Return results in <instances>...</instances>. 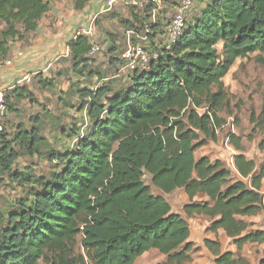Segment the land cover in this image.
Here are the masks:
<instances>
[{
  "label": "trees",
  "instance_id": "1",
  "mask_svg": "<svg viewBox=\"0 0 264 264\" xmlns=\"http://www.w3.org/2000/svg\"><path fill=\"white\" fill-rule=\"evenodd\" d=\"M89 1L72 0L73 8L82 11ZM52 3L0 0V56L6 57L11 41L37 31ZM125 5L102 16L119 15L125 31H133L132 42H143L155 57L144 68L122 72L114 36H104L111 41L107 65L114 69L105 82L107 73L88 56L95 44L91 36L80 33L68 41L69 67L79 79L68 94H76L75 110L86 121L83 130L61 128L73 147L49 149L39 113L27 117L31 126H25L20 104L37 100L30 84L3 92L16 124L8 128L11 119H4L0 181H11L23 194L0 210V264H134L151 249L165 256L156 264H190L199 250L188 240V219L195 216L208 217L206 230L222 229L236 246L235 252H220L217 240L205 239L214 264H252L242 249L264 244V232L244 218L264 211V163L247 158L234 136L239 178L219 159L196 158L195 152L217 139V112L226 102L222 79L231 66L251 54L264 58V0H193L172 44L166 41L165 17L158 13L153 19L150 7ZM94 78L99 83L79 87L80 80ZM30 81L38 89L54 85L38 73ZM258 148L264 152V139ZM24 155L44 156L53 169L46 175L19 170L15 162ZM176 189L188 198L183 215L163 195ZM199 194L206 199H196ZM257 264H264V256Z\"/></svg>",
  "mask_w": 264,
  "mask_h": 264
},
{
  "label": "rangeland",
  "instance_id": "2",
  "mask_svg": "<svg viewBox=\"0 0 264 264\" xmlns=\"http://www.w3.org/2000/svg\"><path fill=\"white\" fill-rule=\"evenodd\" d=\"M202 1L203 0H195V3L198 4ZM173 2V0H170L168 5L163 2L159 18L165 17L167 21L169 20V17L173 14V8L170 7L174 6ZM120 5H125V2L122 0H115L112 9L120 7ZM135 11H138V9L136 8ZM80 13L81 12L73 8V2L71 0H53L51 10L43 17V22L46 27L49 26L47 25L49 21H51V24L54 22V24H52L54 28V26L57 25L55 20L56 16L61 18L58 22L60 26L64 20L66 22L69 20L77 21ZM117 16V18L113 19H108V16H96L91 32L92 40L100 47V50L95 54V68L107 73L105 82L110 79L109 77L114 69L107 65L109 56L106 51L111 41L107 43L104 36H109V34L113 35L114 43L121 52L126 46L125 27L120 24L119 15ZM92 17L93 16H91V18ZM63 28L64 26L60 27V29ZM40 32L45 33V28H42ZM37 37V33L33 34V32H31L25 36V39L15 40L13 43L11 41L9 44L12 49L10 58L23 57V50L25 48L27 49L29 46L39 44L37 42ZM66 43L67 41L42 43L43 47L49 49L48 51L53 55L47 58V60L51 62V66L43 72L42 69H44L49 62H45L47 56H41L35 59L36 62L34 65L31 64V68L28 66L22 74H29L31 78L34 74L38 73V75L50 79L54 83L53 86H48L49 88L47 89L39 90L36 87V82H24L21 80V82L30 84L31 89L36 93L37 97L34 103H22L21 110L23 122L26 127H29L30 124L27 122V117L32 118L39 113L42 119V124L39 125L40 134L45 141H47L49 149L54 150H62L64 147H73V142L61 135V128L66 129L72 126L76 129L80 128L83 130L86 123L83 114L75 110L77 103L76 94H68L69 87L79 79L76 75H73L69 67L68 54L61 56L65 54L64 49ZM140 43L145 45L143 42ZM220 49L221 46L219 45L218 50ZM13 54H15V56H13ZM31 70H34L33 74L30 73ZM80 81L82 82L79 87L84 85L91 86L99 83L95 78L92 82L83 79ZM222 81L226 102L217 112V117L220 119L221 124L220 127L216 129L217 139L216 141H209L206 145L197 149L195 157L198 158L205 155L211 160L219 159L231 170L234 178H239L233 166V157L237 153V149L236 145L230 140L231 136H234L235 141L242 148L247 158L253 159L257 165L264 163V152L258 148L259 142L264 139V58H260V56L256 54H251L247 58L237 59ZM213 91H215V88H213ZM40 101L42 103L41 105L39 104ZM41 108H43V110ZM198 110L199 112H203L204 108ZM14 120L15 119H12L8 122V128L11 126L13 128L15 126L16 123ZM20 120V118H17L16 122ZM32 124L35 125L36 123ZM46 149L47 147L42 146L39 148V151L45 152ZM15 163V167L19 170L29 169L35 175H46L53 169V164L44 156L40 155H24L18 157ZM144 182H149L147 175L144 176ZM152 191L157 192L154 188H152ZM262 191L264 192V188ZM22 194L23 192L18 185L12 184L11 181L9 182L5 178L1 179L0 210L8 209V202L20 197ZM164 197L169 202L172 211L183 215L182 206L187 202V197L182 189H176L169 194H164ZM199 198L200 196H197V199ZM247 218L253 221L256 228L262 229L264 232V211ZM196 219L197 222H194V225L196 226L195 229H198V232L193 233V238L195 245L200 246V249L194 253L191 264H199V258L202 255L203 249L200 245L203 236L201 229H205L209 221L202 216ZM190 225L192 229L193 223L190 222ZM244 254L252 264H257L259 259L264 256V244H247L244 248ZM141 258L143 261L145 260L147 262L146 264H156L160 262L163 257L157 251L150 250ZM209 262L211 263V261Z\"/></svg>",
  "mask_w": 264,
  "mask_h": 264
},
{
  "label": "crops",
  "instance_id": "3",
  "mask_svg": "<svg viewBox=\"0 0 264 264\" xmlns=\"http://www.w3.org/2000/svg\"><path fill=\"white\" fill-rule=\"evenodd\" d=\"M106 1L107 0H90L84 9L82 11H79L81 13H80L79 19H77V21L69 20L68 22H66L64 20V21H62L63 22L62 25L59 26L60 23L58 24V22L61 20V18L56 16L55 20H56L57 25H55L54 28L52 26V24H54V22L51 24V21H49L47 23V25H49V26L46 27L44 22H43V18H42L39 22V27H38L37 31H35L33 33V34H35V33L38 34L37 42L39 44H36L34 46H29V47H27V49L25 48L26 50L25 49L23 50L24 51L23 57L20 56L19 58L11 59L10 58V52L12 49L9 46V51H8L5 58L11 60V65L10 66H3L0 68V92L3 93L5 91V89L12 88L15 84L21 82L22 77L24 76V75H22L23 71H25L28 68V66H30L31 64L34 65V63L36 62L35 59H38L41 56H47L45 59V62H49V63L47 64V66H45L44 69H42L43 72L46 71L51 66V62L49 60H47V58L52 57L53 55L51 52L48 51L49 49H45L43 47L42 43H45V42H55L56 43V42H61V41H67V43H68V41H70L72 38H74V36L76 35V33L78 32L79 29L87 27L89 25L90 18H91V16H93V14L100 13L102 8L105 6ZM122 1L125 2V4H127V2H128L127 0H122ZM121 7H123V5H120V7H117L114 9L119 10ZM176 7L177 6L172 7L173 13H174ZM110 10H112V8ZM108 12H105V13H108ZM105 13H100L99 15H104ZM61 26H64V28L60 29ZM42 28H45V33L40 32V31H42ZM12 43H13V41H12ZM67 43H66L65 49H64L65 54H62L61 56L68 54ZM13 56H15V54H13ZM30 68H31V66H30ZM30 73L33 74L34 70H31ZM21 83H24V82H21ZM36 87L39 88L37 85H36ZM30 89H31V87H30ZM39 90H42V89H39ZM23 102H28V101H22L20 104V107L22 106ZM12 117H13L12 114H11V116L9 114V116L6 119L12 120ZM263 188H264V180L262 181V190H263ZM185 196H186V194H185ZM198 196H200L199 199H206V197L202 194H199ZM196 199H197V196H196ZM187 202H188V198H187ZM197 217H201V216H195V217L188 219L189 230H190V236H189L188 240L192 241L193 243L195 242L194 238H193V233L198 232V229H195L196 226L194 225V222H197V219H196ZM202 217H205V216H202ZM205 218H207L209 220L208 217H205ZM244 219L247 222L253 223V221L249 220L247 217H245ZM190 222L193 223L192 229H191ZM209 222H210V220L208 221L207 226L209 225ZM207 226L205 227V229H201L203 232V236H202V240H201L200 245L203 249H202V255L199 258V264H214L213 263L214 255L204 246V240L205 239H209L212 241L217 240L220 244V252H225V251L235 252L236 251V246L233 243V239L228 237L222 229L218 230L217 233L214 234V233L206 230ZM252 228H256L254 224L252 225ZM247 244H256V243H247ZM247 244H245L243 249H242V255L247 260H249L248 257H246L244 254V248ZM260 245H262V244H260ZM199 249H200V246H199ZM151 250H155L159 253V251L156 249H151ZM147 252H145V253H147ZM159 254L163 257L160 262H163L165 260V256L162 255L161 253H159ZM142 256H140L135 261L134 264H146L147 262L145 260L144 261L142 260V258H141ZM193 256H194V254H193ZM192 261H193V259H192ZM209 261H211V263ZM157 263H159V262H157Z\"/></svg>",
  "mask_w": 264,
  "mask_h": 264
},
{
  "label": "built area",
  "instance_id": "4",
  "mask_svg": "<svg viewBox=\"0 0 264 264\" xmlns=\"http://www.w3.org/2000/svg\"><path fill=\"white\" fill-rule=\"evenodd\" d=\"M164 0H129L127 4H131L138 8L150 7V13L154 19L158 13L161 12ZM115 0H107L105 6L102 8L100 13H105L109 11L114 5ZM193 4V0H178V5L175 8L174 13L169 17L167 26L165 27V37L169 44L176 42L178 37L184 30L186 24V18L188 16L189 10ZM98 14H94L89 21L87 27L81 28L76 34H84L91 36L93 22ZM133 31H126V46L122 50L120 56L124 61V65L121 67V71L133 70L137 67L144 68L148 64L151 58L155 55L148 52L142 44H135L132 42ZM100 50V47L93 43L91 46L88 56H95V54ZM11 60L0 56V68L3 66H10ZM22 81L29 82L30 75L25 74L22 77ZM10 114L7 104L4 101L3 93L0 92V133L4 129V119Z\"/></svg>",
  "mask_w": 264,
  "mask_h": 264
}]
</instances>
